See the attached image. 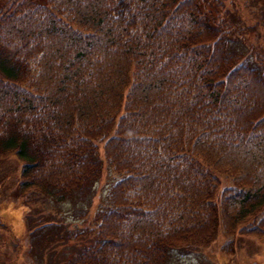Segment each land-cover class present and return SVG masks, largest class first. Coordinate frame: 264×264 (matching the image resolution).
<instances>
[{"label": "trees", "instance_id": "trees-1", "mask_svg": "<svg viewBox=\"0 0 264 264\" xmlns=\"http://www.w3.org/2000/svg\"><path fill=\"white\" fill-rule=\"evenodd\" d=\"M208 1L0 5V158L20 159L17 193L86 203L72 210L86 220L103 162L120 172L84 232L54 209L27 219L30 264H168L218 226L264 237V60L244 59V31ZM49 228L77 248L63 262L42 253Z\"/></svg>", "mask_w": 264, "mask_h": 264}, {"label": "rangeland", "instance_id": "rangeland-1", "mask_svg": "<svg viewBox=\"0 0 264 264\" xmlns=\"http://www.w3.org/2000/svg\"><path fill=\"white\" fill-rule=\"evenodd\" d=\"M4 1L6 0H0V5ZM36 1L44 2V0ZM207 5L210 6L212 17L224 18L227 27L244 31L245 36L231 37L235 40L232 45L243 53L244 59L255 63L254 56L259 53L264 60V0H209ZM230 21L235 25L230 24ZM19 170L20 159L16 154L0 158V264H30L31 257L27 254L31 251L30 242L28 243L30 237L26 222L29 218L37 217L35 213L38 211L52 209L60 211L63 219L62 227L65 229L83 231L93 226L89 218L95 207L108 202L109 185L120 175V172L116 171L112 165L103 162L102 172L93 183V193L89 204L92 206L85 220L84 215L76 216L72 210L82 207L79 209L84 211L86 203L84 205L74 203L75 205L71 207L68 202L69 206L59 205V210L55 203L43 199L35 200L33 204L27 205L28 203H25L23 197L17 193ZM219 181L218 188L230 183L229 177L224 173H220ZM30 224L31 232L37 235L45 229V227L42 229V224L38 223V220H32ZM46 230V239L50 238V240L46 241L42 238L41 243L43 246L46 244L44 247L50 244L51 249L42 250V253L51 254L54 250L59 262L73 255L77 248L69 244L68 240L66 241L65 230L56 231L50 228ZM58 234L61 237H57ZM33 242L35 247L31 253L37 256L40 249L38 246L41 243L36 239H33ZM76 244L79 247L80 242ZM173 249L168 264H264V237L239 231L227 233L221 226L216 228L214 237L206 244H186L181 248Z\"/></svg>", "mask_w": 264, "mask_h": 264}]
</instances>
